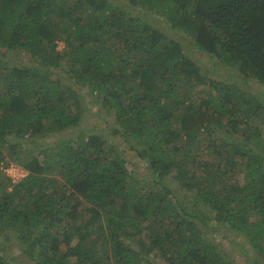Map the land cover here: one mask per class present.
I'll return each mask as SVG.
<instances>
[{
  "label": "trees",
  "instance_id": "16d2710c",
  "mask_svg": "<svg viewBox=\"0 0 264 264\" xmlns=\"http://www.w3.org/2000/svg\"><path fill=\"white\" fill-rule=\"evenodd\" d=\"M248 78L264 84V0H0V166L27 171L15 184L0 171V238L31 264H234L205 236L214 223L264 264V106ZM86 95L111 113L101 130L81 124Z\"/></svg>",
  "mask_w": 264,
  "mask_h": 264
},
{
  "label": "rangeland",
  "instance_id": "374dc122",
  "mask_svg": "<svg viewBox=\"0 0 264 264\" xmlns=\"http://www.w3.org/2000/svg\"><path fill=\"white\" fill-rule=\"evenodd\" d=\"M166 30L167 34L171 35V37H180V42L183 46V49L185 53L194 59H196L200 65H203L204 68L206 69L207 73L214 79L222 80L225 82H232V77L234 75L231 74V69H229V65L226 64H221V63H214L212 59H210L206 54H204L203 50L196 46L194 42H192V38L190 36H184L182 35L183 33L179 31H175L171 28L164 27ZM57 48L61 49L63 47V42L60 40L58 41ZM6 56L11 57V59L15 60H21L28 62L29 57L25 54V52L22 51H6L5 52ZM249 84H250V89L249 92H251L258 101L264 106V84L258 83V81H255L253 78H248ZM178 92L184 93L185 91L188 90V86L183 84V82H179L178 84ZM200 90H203L202 88H205L203 86H199ZM190 92V91H189ZM192 92V91H191ZM203 93H199V90H195L194 94L190 95L192 98H196L198 96H202ZM198 95V96H197ZM87 99V107L91 111H89L88 117L81 123L82 126L85 128L93 127L97 128L98 130L101 128H104L105 125L107 124V120L110 119L108 114H111L110 112L106 111L103 109L100 110L98 108V105L96 102H93L92 99L86 95ZM264 109V107H263ZM264 114V113H263ZM262 122V123H261ZM258 121L257 123L253 122V128L258 124L259 126V131L260 134L264 137V117L263 121ZM106 131V130H105ZM114 140V139H111ZM18 142L22 143H29L33 147H37L39 142H36L34 139L29 138L27 134L23 135L21 138L18 139ZM32 152H35L34 150ZM31 152V154H32ZM26 152L25 150L23 151L22 156L25 155ZM126 159L135 167L138 169V176L142 177L144 179H149L148 176V171L145 166V161L139 160L136 155H134L133 151H127L125 153ZM6 161L1 164L0 166V171L2 172L3 175H5L9 181L12 184H15L19 182L27 173V171L20 166L18 163L14 161L13 158H10L8 155L5 157ZM128 163V162H126ZM132 165V166H133ZM11 166L14 168V176H11ZM11 177H10V176ZM240 180L242 181V175H240ZM170 180L165 181L161 188L163 187H169L170 185ZM175 184V183H174ZM203 230L206 232L205 236L206 238H211V243L217 244L220 249L229 257H231L235 263L234 264H245L244 257L242 256V253L240 251V247L246 246L247 243L245 241V238L238 233L237 229H231L228 226H222V224H212L211 228H205L203 227ZM0 243H2V252L6 257L11 258L15 264H31L30 261H28L23 254L20 252L19 246L15 242L14 238L6 240L5 238H0ZM149 259L153 261L154 264H164L162 262L157 254L151 253L149 255Z\"/></svg>",
  "mask_w": 264,
  "mask_h": 264
},
{
  "label": "built area",
  "instance_id": "2783aa9c",
  "mask_svg": "<svg viewBox=\"0 0 264 264\" xmlns=\"http://www.w3.org/2000/svg\"><path fill=\"white\" fill-rule=\"evenodd\" d=\"M13 171H14V168H13V166H11V176H12V177L14 176ZM9 176H10V175H9ZM11 176H10V177H11Z\"/></svg>",
  "mask_w": 264,
  "mask_h": 264
}]
</instances>
